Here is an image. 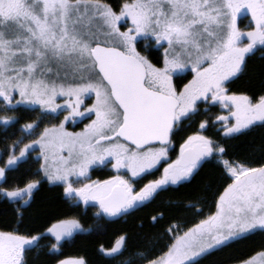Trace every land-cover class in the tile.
Here are the masks:
<instances>
[{
  "label": "snow or ice",
  "instance_id": "snow-or-ice-1",
  "mask_svg": "<svg viewBox=\"0 0 264 264\" xmlns=\"http://www.w3.org/2000/svg\"><path fill=\"white\" fill-rule=\"evenodd\" d=\"M249 18L243 30L239 21ZM159 49L162 59L154 62ZM257 52L264 53V0H122L117 7L109 0H0V128L6 134L19 123L9 112H39L21 126L36 138L23 147L21 140L6 143L0 153L7 155L0 185L36 152L42 162L37 175L61 186L71 207H98V231L100 221L147 207L162 192L191 183L205 162L216 159L231 182L215 194L214 211L203 215L198 202L167 201L149 221L155 227L168 219L167 242L156 251L162 237L146 234L143 248L123 264H201L264 233V165L227 159L228 148L205 134L217 124L231 139L264 127V95L229 87ZM188 73L192 78L178 87ZM259 74L264 80V67ZM216 106L226 114H213ZM52 119L59 122L38 131ZM85 119L90 123L81 131L66 128ZM194 125L172 159L175 138ZM108 166L117 174L91 178L94 168ZM161 168L159 178L137 187ZM40 185L33 179L23 187L0 186V197L15 205V224L0 228V264H41V256L56 257L63 243L93 231L77 217H54L43 230L26 223ZM189 209L203 215L191 227L166 217ZM49 238L55 242L41 243ZM129 238L120 235L99 252L115 259L128 251ZM56 264L89 261L80 256ZM239 264H264V249Z\"/></svg>",
  "mask_w": 264,
  "mask_h": 264
},
{
  "label": "trees",
  "instance_id": "trees-1",
  "mask_svg": "<svg viewBox=\"0 0 264 264\" xmlns=\"http://www.w3.org/2000/svg\"><path fill=\"white\" fill-rule=\"evenodd\" d=\"M109 2L114 7H117L122 3V0H109ZM153 59L154 62L156 59H162V49L158 50ZM262 67H264V58L258 56L252 58L248 64V71L238 79L234 88L254 95L264 91V80L261 79L259 74ZM190 75V73L185 75L182 81ZM212 113L218 114L214 110H212ZM14 115L19 117L18 124L10 128L6 134L0 128V153H4L6 143L11 144L15 140H21L24 135V132L21 131V126L37 120L39 112L20 110L15 112ZM217 129H219L218 124L209 128L205 134L218 140L228 148L229 155L226 157L227 159L239 160L253 167L264 165V127L257 126L246 135L235 139L224 137L223 133L217 131ZM195 130L196 126L194 125L176 137L175 141L182 143V138L187 134H192ZM6 159V154L0 155V164L3 165ZM40 163L37 160L30 159L27 163L22 164L17 172L11 174L8 184L0 185L3 187L16 185L23 187L29 180L41 181L39 191L34 195L35 199L31 208L25 211V222L43 230L50 220L55 222L54 217H77L85 228H93L90 233H79L71 242L63 243L60 253L56 257L41 256V264H56V259L80 256L85 257L89 264H123L130 252L137 247L143 248L146 234L162 237L155 245L156 251H159L167 242V237L163 236V232L168 224V219L166 218L153 227L149 223L152 215H157L158 211H165L166 203L169 200L180 201L182 205L189 202H198L197 207L203 209V215H207L214 211L215 194L222 191V188L231 182L222 167L217 163V160L212 159L201 167L199 175L191 183L162 192L154 203L133 212L131 215L115 220L104 219L100 221L103 224V228L97 231L95 226L98 221L90 211L83 212L81 208L71 207L64 198L61 186L51 185L43 179L42 174L37 175ZM14 207L15 205L0 197V228L5 227V225L15 224ZM203 215L196 216L190 209L179 213H166V217L171 216L175 220H179L182 226L186 225L188 227L198 222L199 219L203 218ZM141 222L145 225L143 230L138 227ZM123 234H127L130 237L127 241L128 251L123 255L112 259L103 256L99 252L101 245L105 248H110L115 244L119 236ZM54 242L52 238L41 241L45 246ZM262 249H264V233L258 232L246 241L207 256L202 260L201 264H239L241 259L249 258ZM34 255V253L30 254L29 258L31 259Z\"/></svg>",
  "mask_w": 264,
  "mask_h": 264
},
{
  "label": "flooded vegetation",
  "instance_id": "flooded-vegetation-1",
  "mask_svg": "<svg viewBox=\"0 0 264 264\" xmlns=\"http://www.w3.org/2000/svg\"><path fill=\"white\" fill-rule=\"evenodd\" d=\"M249 21H250V18L249 19H242L241 21H239V25H240V27L243 29V30H248L247 29V25L249 24ZM262 55H264V53H261V52H257L256 54H255V56H253L252 58H254V57H262ZM251 58V59H252ZM251 59L248 61V64H249V62L251 61ZM187 75V74H186ZM243 76V75H242ZM241 76V77H242ZM240 77V78H241ZM192 78V76L190 75L189 77H186V79L184 80V81H182V80H177L176 81V83L178 84V87H182L183 86V84L184 83H187L188 82V80H190ZM175 79V78H174ZM238 81V79L237 80H235V82L234 83H232V84H230L229 85V87H230V89L232 90V91H235V92H237V93H241V92H244V93H246V94H249V95H253L254 97L255 96H258V95H264V91H262V92H260V93H258V94H256V95H254V94H250L249 92H245V91H238V90H236L235 88H234V85H235V83ZM212 110H214V111H217V115H220V114H226V112H224V111H222L221 109H220V107L219 106H216V107H214ZM10 114L9 115H14V113H12V112H9ZM63 117L61 116L60 117V119H62ZM59 121L58 120H55V119H52V120H44L43 121V123H41L40 124V127H39V129H38V131H42L43 130V128L44 127H48V126H51L52 124H56V123H58ZM85 121H83V122H77L76 124H72L71 125V128H79L80 126H82L83 125V123H84ZM218 127H220V125L218 124ZM36 138V135H29V134H27V133H24V135L21 137V141H22V143L21 144H23L24 142H27L28 140H33V139H35ZM21 144H20V146L19 147H21ZM179 142L178 141H175L174 140V150H172V151H170V153H169V155H170V157L172 158V159H175V157H176V155H178V153H179ZM18 153V152H17ZM36 156H37V153L36 152H32L31 153V159H33V160H37L36 159ZM206 163V162H205ZM204 163V164H205ZM203 164V165H204ZM1 165V164H0ZM3 166V165H2ZM162 173V168L159 170V171H154V174H152V175H146L145 177H144V179L143 180H141L140 182H139V184H138V186L137 187H142L143 186V184H145V183H147L149 180H151V179H156V178H159V176H160V174ZM117 173L111 168V166H108V167H96V168H94L93 169V171L91 172V178L93 179V180H105V179H110L112 176H114V175H116ZM121 175H126V173H123V172H121L120 173ZM175 187V186H174ZM174 187H172V188H174ZM36 193V192H35ZM35 193H34V195H35ZM65 198V197H64ZM79 208H81L82 210H83V212H87V211H90L91 212V214H93V216L96 218V216H95V213L96 212H98L99 211V209H98V207H96V206H92V205H88L87 207L86 206H84L83 204L79 207ZM121 218V217H120ZM97 219V218H96ZM115 219H119V218H115ZM114 219V220H115ZM192 226V225H191ZM190 226V227H191Z\"/></svg>",
  "mask_w": 264,
  "mask_h": 264
},
{
  "label": "rangeland",
  "instance_id": "rangeland-1",
  "mask_svg": "<svg viewBox=\"0 0 264 264\" xmlns=\"http://www.w3.org/2000/svg\"><path fill=\"white\" fill-rule=\"evenodd\" d=\"M162 52H163V49H162ZM58 102H59V103H63L62 100H58ZM92 102H93L92 100H86V101H85L86 104H91ZM62 119H63V118H62ZM83 121H85V122H84L83 125L80 126L79 128H71V125H72V124L66 125V128H67L69 131H74V132L81 131V130L84 128V126H85L86 124L90 123V121L87 120V119H85V120H83ZM30 142H31V141L28 140L27 142H24L23 144H27V143H30ZM23 144H21V147H23ZM17 154H18V153H17ZM41 163H42V162H41ZM0 166H2V165H0Z\"/></svg>",
  "mask_w": 264,
  "mask_h": 264
}]
</instances>
